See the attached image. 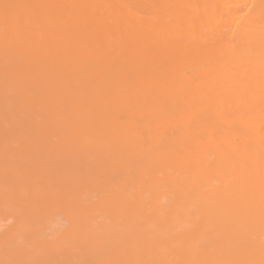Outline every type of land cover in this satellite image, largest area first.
I'll return each mask as SVG.
<instances>
[{"label":"bare ground","instance_id":"bare-ground-1","mask_svg":"<svg viewBox=\"0 0 264 264\" xmlns=\"http://www.w3.org/2000/svg\"><path fill=\"white\" fill-rule=\"evenodd\" d=\"M169 1L133 11L130 69L88 57L100 35L72 69L52 57L17 78L0 108V202L15 201L0 264H264V0ZM83 133L99 136L77 155Z\"/></svg>","mask_w":264,"mask_h":264},{"label":"rangeland","instance_id":"rangeland-1","mask_svg":"<svg viewBox=\"0 0 264 264\" xmlns=\"http://www.w3.org/2000/svg\"><path fill=\"white\" fill-rule=\"evenodd\" d=\"M141 0H0V108L4 105L7 98L17 91V78L22 76L25 71L38 70L42 73H50L51 65L49 60L52 57H66L65 66L71 69L76 66L72 59L75 55L83 57L82 53L98 37L105 36L106 42L99 44L93 53L88 57L100 59L102 57L110 58L118 56L122 60L117 63L116 70H128L131 68L128 51L136 43L133 36L135 20L133 11L140 4ZM195 0H170L169 8L174 9L178 4H189ZM155 3V2H154ZM165 14L157 16V21L161 20ZM122 39V49L117 52L116 43ZM21 45L20 51L13 49V46ZM18 52L22 54L39 55L46 59L45 63L38 65L36 61L25 62L22 68H18L16 59ZM100 64V63H99ZM89 69H91L89 67ZM93 71V70H89ZM106 80V75L98 74L94 77L95 84H102ZM85 81V75L80 73L77 78L78 83ZM30 100H22L15 103L16 107H25L29 105ZM122 105V102L118 103ZM184 116H188L184 112ZM59 116L66 117L67 110L62 109L58 112ZM3 116L2 109L0 117ZM2 128V127H1ZM15 129H11L12 135H15ZM99 135H89L83 133L81 141L67 145L69 150L79 155L83 148L88 144H93ZM42 148H48L52 140L56 138L44 136L40 138ZM33 148V150L31 149ZM20 153L33 155L38 152L29 142H23L17 147ZM132 150H130L131 152ZM17 180V178H14ZM66 191L63 192L65 194ZM38 197V203L40 198ZM15 206L14 199L10 197L2 198L0 202V213L9 212ZM42 207L43 205H40ZM55 208H60L54 204ZM22 221H25L23 215ZM20 221V222H22ZM99 221V219H98ZM13 223L11 218L3 222L0 227V237L5 235L8 227ZM66 223L58 222L52 229H46L42 236L48 238H58L56 229L62 228ZM60 226V227H59ZM39 235V233H37ZM41 234V233H40ZM41 237V236H40ZM88 250H85L87 254ZM37 252H33L35 257ZM37 261L29 260L25 264H37Z\"/></svg>","mask_w":264,"mask_h":264}]
</instances>
